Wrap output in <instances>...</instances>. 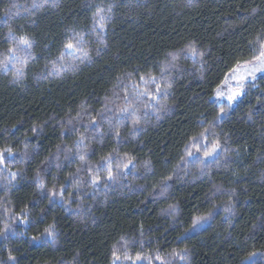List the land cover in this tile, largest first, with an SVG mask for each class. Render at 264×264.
<instances>
[{
    "label": "trees",
    "instance_id": "1",
    "mask_svg": "<svg viewBox=\"0 0 264 264\" xmlns=\"http://www.w3.org/2000/svg\"><path fill=\"white\" fill-rule=\"evenodd\" d=\"M6 13L0 264H264V75L235 107L214 100L259 55L264 0H0ZM73 28L90 58L63 50Z\"/></svg>",
    "mask_w": 264,
    "mask_h": 264
},
{
    "label": "snow or ice",
    "instance_id": "2",
    "mask_svg": "<svg viewBox=\"0 0 264 264\" xmlns=\"http://www.w3.org/2000/svg\"><path fill=\"white\" fill-rule=\"evenodd\" d=\"M38 6L39 5L36 3L33 4V7H38ZM104 11H105V9L98 8L97 12H96V16L99 17V19L97 20V23H96V27H98L100 32H103L105 29V17L102 15V13ZM0 23H7V13L5 14L4 18H0ZM70 31L72 32V35L70 37H68L66 42L63 44V50L64 51H71L74 53H80L84 59L90 58L89 53L84 46L85 45L84 33L82 31H79V32L76 31L75 28L71 29ZM8 36L12 40L17 39L13 35L11 30L9 31ZM32 46H33V42L31 41L30 38L20 37L18 39L17 48H20L21 50H26V49L31 48ZM259 46L261 49V51L259 52V55H256L253 57L255 63L246 62V64H248V67L246 69L247 76L252 77L253 79L256 78L257 73H264V40H262L260 42ZM17 48H9L7 50L8 55H9V59L5 60L3 62V67L5 69H7L9 64H11L13 61H15L17 59V57L15 56V52H16ZM190 51L193 55H196L195 47H190ZM63 55H64V53L62 52L60 59H63ZM232 71L235 73L237 71V69L234 68V69H232ZM20 75H21V71L19 69H17L16 70V77L18 78ZM140 79L143 80L144 77H141ZM153 79H155V78L153 77ZM234 79L237 81L238 87H236L235 89H229V94L226 97H225L223 92H217V94H216V98L218 100L221 98H225V99H227L229 105H232L234 102H236L238 100V98H240L244 94V87H243V84L241 83V81L246 80L247 77L241 75V76L234 77ZM124 111H126V109ZM225 114H226V112H225L224 107H221L219 115L223 116ZM94 122L95 121H93V123ZM135 123H139V121H135ZM33 131H35V129ZM207 131L208 130L206 129L205 133L201 134L205 139L207 138ZM219 147H220V145L218 143L212 144L211 148L209 150L204 151V156L205 157H212L217 152V149H219ZM5 151H7L9 154H11L10 149H6ZM197 151H199V148L197 149ZM188 155L191 156L192 153L189 152ZM81 159H83V157H81ZM4 161H5V156L3 153H0V163H4ZM130 163H131V161L129 160V164ZM124 167H128V164H125ZM11 175L14 177L16 174L12 173ZM108 179H112L111 171H109ZM167 179L171 180V177H168ZM99 180H100V177L96 176L93 178V183L94 184L99 183ZM41 187H43V185H41ZM168 187L169 186L167 184H164L160 189V194H164L165 192H167ZM52 195H53V198H55L56 196H59V198L63 201L62 194L53 193ZM63 202L67 203V201H63ZM50 203H52V200H50ZM203 219L204 218H197L196 220L193 221V230L200 226ZM0 235H3V233H0ZM44 237H45V239L43 241L44 243H55L56 232H55V226L54 225H49V227L44 230ZM32 239L35 241V240H38L40 238L39 237H33ZM113 255H114L115 260H119V256H116L115 253ZM252 255L254 257L256 254L254 253ZM14 259L15 258L13 256H11V255L9 256V260L14 261ZM137 259H140V257H137ZM250 264H255V261L250 260Z\"/></svg>",
    "mask_w": 264,
    "mask_h": 264
},
{
    "label": "rangeland",
    "instance_id": "3",
    "mask_svg": "<svg viewBox=\"0 0 264 264\" xmlns=\"http://www.w3.org/2000/svg\"><path fill=\"white\" fill-rule=\"evenodd\" d=\"M252 63H255V61H252ZM248 64L244 63V64H240L238 66L235 67V69H237V71L234 73L233 71H231L230 73H228V75L226 76V78L224 79L223 83L221 84V86L216 90L215 94H214V100L218 103H226L229 105L227 99L225 98H221V99H217L216 98V94L217 92H223L225 97L229 94V89H235L236 87H238L237 85V81L234 79V77L236 76H245L247 77L246 80L241 81V83L243 84V87L245 89L246 84L248 83H253L255 82L260 76L264 75V73H257L256 74V78L253 79L252 77H248L247 76V69ZM244 95V94H243ZM243 95L238 98V100L236 102H234L232 105H230L232 108L235 107L238 103V101L243 97Z\"/></svg>",
    "mask_w": 264,
    "mask_h": 264
}]
</instances>
